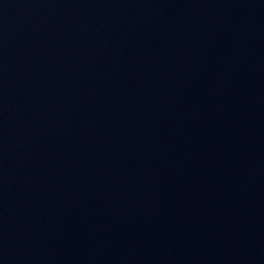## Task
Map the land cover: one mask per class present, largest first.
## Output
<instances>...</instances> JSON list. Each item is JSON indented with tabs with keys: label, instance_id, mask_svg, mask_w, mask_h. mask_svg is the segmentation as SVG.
Masks as SVG:
<instances>
[{
	"label": "water",
	"instance_id": "1",
	"mask_svg": "<svg viewBox=\"0 0 264 264\" xmlns=\"http://www.w3.org/2000/svg\"><path fill=\"white\" fill-rule=\"evenodd\" d=\"M0 264H264V0H0Z\"/></svg>",
	"mask_w": 264,
	"mask_h": 264
}]
</instances>
